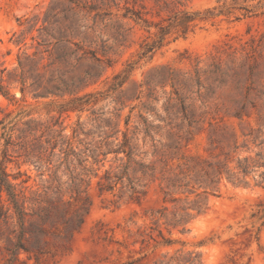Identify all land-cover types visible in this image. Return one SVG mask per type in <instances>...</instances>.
<instances>
[{"label":"rangeland","instance_id":"obj_1","mask_svg":"<svg viewBox=\"0 0 264 264\" xmlns=\"http://www.w3.org/2000/svg\"><path fill=\"white\" fill-rule=\"evenodd\" d=\"M51 6L109 66L72 94L22 95L15 39L35 44ZM0 84L11 181L51 184L52 221L87 207L11 264H264V0H0ZM223 163L236 180L209 183ZM8 246L1 227L0 264Z\"/></svg>","mask_w":264,"mask_h":264},{"label":"trees","instance_id":"obj_2","mask_svg":"<svg viewBox=\"0 0 264 264\" xmlns=\"http://www.w3.org/2000/svg\"><path fill=\"white\" fill-rule=\"evenodd\" d=\"M72 7L63 8L60 11L67 13ZM56 7L51 6L42 20L41 26L37 27L39 38L35 44L27 45L25 41V30L15 39L16 44L23 43L25 46L21 54L18 55L17 68L20 70V93L23 95L27 90L34 97H45L51 95L72 94L86 87L90 82L100 76L102 71L109 66V60L103 59L95 51L86 48L80 42L73 41L69 33L62 32V27L57 18ZM30 23L26 31L31 32L38 22L37 18ZM54 23L58 24L56 27ZM66 29L71 27L66 26ZM57 30V33L54 30ZM35 40L34 36L30 37ZM28 48H34L29 52ZM71 60L80 65L86 61L84 69L79 73H72L67 67ZM73 66V67H75ZM72 67V66H71ZM28 79L30 81L28 82ZM0 93L4 96L8 94L0 84ZM90 95V94H87ZM81 99V97L77 98ZM240 118L241 115H236ZM0 119V128L3 129L0 139L4 136V148L2 149V159H0V190L7 195L8 204L5 208L0 209V228L5 227L9 246L7 248L9 257L3 264H11L16 260L20 250L32 252L35 257L48 251L47 240L44 239L52 228L58 230L59 226L63 231L72 234L83 222L84 213L87 207L82 205L81 211H75L73 214H61L56 221L51 220L52 210L55 207L54 201L47 196L52 189L51 184L46 186L43 192H30V196L25 194V189H18L17 184L10 179V173L6 168V151L10 144V135L7 137L6 124ZM30 121L26 122L27 130H34L29 127ZM125 136V134H124ZM73 153L71 149L65 151V155ZM248 159L238 160L236 167L245 175L248 172ZM224 173L229 181L236 180V173L231 172L226 163L218 165L211 173L209 183L214 182V178ZM207 174V173H206ZM120 178V177H119ZM238 178V177H237ZM55 177L52 181H55ZM239 179V178H238ZM238 180V182H240ZM24 182V181H23ZM59 186V185H58ZM58 186L54 187L58 192ZM110 188V186H108ZM79 187H73L74 192L79 193ZM189 216L188 213L185 214ZM182 223L181 219L176 221ZM168 242V241H165Z\"/></svg>","mask_w":264,"mask_h":264}]
</instances>
